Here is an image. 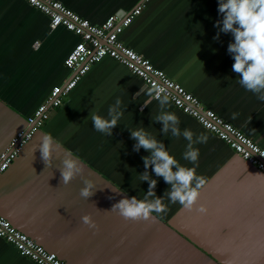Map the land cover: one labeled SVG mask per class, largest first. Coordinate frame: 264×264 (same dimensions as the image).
Segmentation results:
<instances>
[{"label": "crops", "instance_id": "1", "mask_svg": "<svg viewBox=\"0 0 264 264\" xmlns=\"http://www.w3.org/2000/svg\"><path fill=\"white\" fill-rule=\"evenodd\" d=\"M59 1L94 24L140 6L120 39L264 148V101L238 83L228 52L233 35L221 32L214 39L216 21L223 18L218 0ZM79 41L63 26L52 29L50 18L27 1L0 0V155L51 90L72 77L64 61ZM149 90L111 57L93 64L0 173V214L67 264H264V174L169 99L165 110L178 116L181 131L190 129L194 139L208 136L207 143L194 145L197 164L184 160L187 140L164 136L163 123L155 122L159 102L142 108ZM117 98L123 115L112 135L96 131L91 112L108 118ZM139 127L206 179L197 205L205 213L171 203L164 197L170 185L152 169L156 195L164 197L168 211L153 212L149 220L110 211L125 196L143 199L149 189L140 175L146 170L142 158L150 153L133 151L129 131ZM44 135L53 142L50 166L39 149ZM66 156L83 167L67 185L60 171ZM85 180L94 185L88 199L80 195ZM84 215L94 228L82 222ZM0 264L36 263L0 237Z\"/></svg>", "mask_w": 264, "mask_h": 264}, {"label": "clouds", "instance_id": "2", "mask_svg": "<svg viewBox=\"0 0 264 264\" xmlns=\"http://www.w3.org/2000/svg\"><path fill=\"white\" fill-rule=\"evenodd\" d=\"M218 11L223 18L216 21L215 27L218 32L214 39L219 40L221 32L233 35L234 42L229 44L228 52L234 59L232 70L239 76L238 83L247 91L256 94L260 101H264V0H218ZM146 95L148 99L143 103L145 107L149 106L153 100L159 102L160 113L155 117V122L163 123L164 136L170 133L173 137L179 138L182 135L188 142L183 159L194 165L197 164L200 153L194 145L207 143L208 136L200 133L194 139V133L190 129L185 128L181 131L178 116L165 110L170 105V101L169 96L162 89L149 90ZM120 107L121 100L117 98L115 104L109 107L108 118L91 112L95 130L111 136L112 130L118 125L123 115ZM236 115L233 113L232 119H235ZM129 131L131 139L136 141L133 151L139 152L143 148L150 153L142 158L146 170L140 175L143 182L149 183V189L143 199H137V196L131 198L125 196L110 211H118L125 219H153V212L162 214L168 211L163 202L166 196L173 204L178 202L187 210L195 209L205 213L206 207L203 204H199V207L197 205L206 179L197 175L196 168L181 165L173 155H170L164 142L153 137L143 127ZM39 149L42 159L50 166L53 142L49 135L42 137ZM147 169H152L156 177H162L170 185L163 198L157 197L155 189L158 181L152 178ZM60 171L62 183L67 185L77 176L82 175L83 167L76 159L66 156L62 160ZM84 184L80 195L88 199L94 194L92 192L94 185L90 180H85ZM81 219L89 227H95L89 215H84Z\"/></svg>", "mask_w": 264, "mask_h": 264}, {"label": "built area", "instance_id": "3", "mask_svg": "<svg viewBox=\"0 0 264 264\" xmlns=\"http://www.w3.org/2000/svg\"><path fill=\"white\" fill-rule=\"evenodd\" d=\"M25 1L50 18L52 29L63 26L78 35L80 41L64 61L65 66L72 71V77L65 84L54 87L46 101L27 118L25 129L17 132L9 147L0 155V173L9 168L35 133L50 119L51 109L63 105L65 98L92 65L105 57H111L127 66L151 90L162 89L178 109L194 117L205 129L226 142L240 157L255 165L264 174V148L259 143L206 107L199 97L120 39V33L131 24L140 6L123 17L113 15L101 24H94L59 0ZM144 107L143 105L142 108ZM0 237L12 244L21 256L36 264H67L57 253L47 250L1 214Z\"/></svg>", "mask_w": 264, "mask_h": 264}, {"label": "water", "instance_id": "4", "mask_svg": "<svg viewBox=\"0 0 264 264\" xmlns=\"http://www.w3.org/2000/svg\"><path fill=\"white\" fill-rule=\"evenodd\" d=\"M117 15H118L119 17H123V16L127 15V12H125V11H120L119 13H117Z\"/></svg>", "mask_w": 264, "mask_h": 264}, {"label": "rangeland", "instance_id": "5", "mask_svg": "<svg viewBox=\"0 0 264 264\" xmlns=\"http://www.w3.org/2000/svg\"><path fill=\"white\" fill-rule=\"evenodd\" d=\"M64 104V103H63ZM49 121V120H48Z\"/></svg>", "mask_w": 264, "mask_h": 264}]
</instances>
